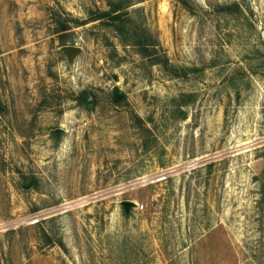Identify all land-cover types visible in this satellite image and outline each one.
<instances>
[{
  "label": "rangeland",
  "instance_id": "1",
  "mask_svg": "<svg viewBox=\"0 0 264 264\" xmlns=\"http://www.w3.org/2000/svg\"><path fill=\"white\" fill-rule=\"evenodd\" d=\"M136 1L168 68L0 0V264H264V0Z\"/></svg>",
  "mask_w": 264,
  "mask_h": 264
},
{
  "label": "trees",
  "instance_id": "2",
  "mask_svg": "<svg viewBox=\"0 0 264 264\" xmlns=\"http://www.w3.org/2000/svg\"><path fill=\"white\" fill-rule=\"evenodd\" d=\"M184 8L192 11L191 0H179ZM136 0H108L107 9H92L86 18H75L65 12L67 18L57 21L58 32L61 33V43L66 45L67 36L77 27L98 23L114 31L124 45L137 49L141 57L151 65H164L170 67L169 58L161 45L159 39L147 26L140 8H135ZM227 13H235L233 9L242 12L239 3L223 6ZM91 93L84 91L80 94L81 101H89ZM195 99L194 94H183L180 99L181 105H188ZM1 109V108H0ZM149 132V130H147ZM32 187H35L33 182Z\"/></svg>",
  "mask_w": 264,
  "mask_h": 264
},
{
  "label": "water",
  "instance_id": "3",
  "mask_svg": "<svg viewBox=\"0 0 264 264\" xmlns=\"http://www.w3.org/2000/svg\"><path fill=\"white\" fill-rule=\"evenodd\" d=\"M67 50L71 53L79 51V48L77 47H67ZM59 131V130H58ZM127 206H132V203H126Z\"/></svg>",
  "mask_w": 264,
  "mask_h": 264
}]
</instances>
